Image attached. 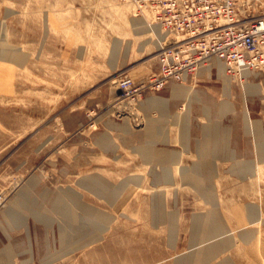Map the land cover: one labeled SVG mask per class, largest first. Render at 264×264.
I'll use <instances>...</instances> for the list:
<instances>
[{
  "label": "rangeland",
  "instance_id": "rangeland-1",
  "mask_svg": "<svg viewBox=\"0 0 264 264\" xmlns=\"http://www.w3.org/2000/svg\"><path fill=\"white\" fill-rule=\"evenodd\" d=\"M147 12L138 14L123 0H0V42L26 55L22 65L4 60L0 44V208L11 204L22 217L11 222L13 228L18 227L13 236L18 241L0 245V254L14 247L9 264H178V257L187 253L191 243L193 217L213 208L182 178L183 169L198 163L197 154L184 152L176 163L158 164L145 161L136 146L146 139L148 122L162 118L154 145L184 151L188 147L181 142L185 127H177L172 134L164 131L174 128L175 119L181 121V114L190 111L184 118L195 150L196 141L203 137L202 124L218 121L220 100H232L233 107L244 110L250 105L248 95L264 79L236 77L225 69L232 79L228 85L217 70L201 73L200 67L209 60L188 80L171 82L188 87L185 95L167 94L155 106L149 105L148 98L165 95L166 89L146 88L135 96H124L119 81L131 77L141 84L157 71L159 51L173 37L164 30L162 40L154 31L138 33L133 19L148 14L151 20L152 14ZM254 12L263 9L257 5ZM223 87L231 88L229 96ZM207 106L210 113L202 108ZM104 137L110 147L103 145ZM78 159L82 165H75ZM165 166L171 169L167 179L160 177ZM91 173L110 185L129 177L141 179L127 182L124 192L130 198L116 210L118 202L111 204L78 183ZM213 173L217 201V170ZM244 187L247 193L236 194L239 203L264 201V179ZM63 189L79 193L84 203L111 213L114 220L99 240L60 257L61 245L53 232L66 219L50 208L47 193L54 197L62 193L68 205H73ZM220 189L227 200L235 195V188L223 185ZM24 192L29 195L24 197ZM157 195L164 211L175 215L176 235H171L167 220H154ZM31 208L52 215V224L35 217ZM256 211L257 219L250 223L248 216V223L241 227L226 221L232 227L226 226L228 235L232 233L237 245L210 264L220 263L225 255L231 261L240 257V264H264V224L259 222L264 219L261 209ZM250 229L258 234L252 244L239 237L241 230Z\"/></svg>",
  "mask_w": 264,
  "mask_h": 264
},
{
  "label": "bare ground",
  "instance_id": "bare-ground-1",
  "mask_svg": "<svg viewBox=\"0 0 264 264\" xmlns=\"http://www.w3.org/2000/svg\"><path fill=\"white\" fill-rule=\"evenodd\" d=\"M151 21L152 20L149 19L148 14L147 16L145 14V17L143 16L141 18L133 19L134 26L137 29L138 33L154 31L158 33L159 40L164 39L166 37V33L162 31L159 25H154ZM3 43V41L0 42L2 47L1 58L4 60L13 61L18 65H22L26 60V55L22 51L7 47ZM210 62L200 67L203 70L201 73L204 74V70H208V72L211 74L213 70H217V74L219 75V77H222L224 83L226 82L228 85H231L232 79L228 74H226V67L223 61L218 58H212ZM253 72L255 74H260V72L264 71L246 70L243 73V76H249V74ZM172 88L173 90H171L174 95H185L189 91L187 89L188 87H184L178 84L174 85V87ZM253 91H251V93ZM250 94L248 95V97L250 96ZM159 98L161 99L160 96H153L152 98L150 97L148 99L149 105L155 106V103L157 102L156 99ZM128 105L130 104L128 103ZM225 105L227 104L224 103L222 107H224ZM202 108L204 111L205 108L206 110L209 109L208 106ZM111 110H113V107L111 108ZM187 112L189 113L190 111ZM187 112L182 113L180 117L184 118V116L188 114ZM209 131H211V127L207 126V134L205 135V140L200 144L202 150L200 152V155L201 157H203L202 160L196 163L193 167L183 169L182 178L186 182L194 185L200 191V193L203 194V196H205L207 200L213 204V208L208 210L207 213H202L201 215H195L193 217V224L191 227V249L194 250V253L192 252L190 255H184L183 257L178 258V264L210 263L214 260L219 259L220 255H222L221 253L227 251L228 248L236 244L233 242L232 233L230 232L231 236L228 235V231L230 230L228 229V227H226L227 225L222 220L219 213L218 203L216 200H214L216 198L214 185L212 184V180L214 177V168L212 166L213 162L211 161L210 157L213 155L216 156V154H213L214 152L210 153L209 148L216 146L217 137L212 134L210 135ZM146 136L147 140L145 139L143 142L139 143L136 146L137 150L140 152L145 161L158 164H170L178 162L179 154L177 152L160 149L157 148L156 145H154L157 142L158 136L157 124L154 120H150L148 122V130ZM213 138H215V141ZM102 141L103 145H105L106 147L111 146L108 138L104 137ZM181 142L183 145H187V135L185 133L181 135ZM75 165H82V160L78 159L75 162ZM165 167H163V175L160 177L167 179L170 177L171 172L169 168ZM255 174L262 175V167L260 165L256 169ZM140 179V176L129 177L124 182H121L118 185H110L107 184L108 182H104L105 180L103 181L101 178L91 173L81 177L78 180V183L99 194L100 196L105 197L111 204L118 202L116 210H119L124 207L128 199L130 198V193L125 195L126 193L124 192L127 182H130V180L139 182L138 180ZM62 191L66 197L67 195L70 197L69 201H71L73 205H68V202H66V199L62 193L55 195V197L50 192L47 193V200L50 203V208L53 211L60 213L66 219L63 221V223L60 224L59 230H54L53 232L58 236V240L61 245V249L59 251L60 257L63 256L65 252L67 253L69 251H75L99 240L100 237H102L101 233L104 232L107 229L108 224L114 220V216L111 213L102 211L90 204L84 203L79 193H76L70 189L69 192L64 189ZM27 195L29 194L24 192L23 196L26 197ZM31 212L40 220H44L46 223L52 224V215H46L41 212V210H37L36 208H31ZM153 216L155 222H160L164 219L167 220V222L170 224L169 230H174V225H172V222L174 221L175 215L173 212L164 211L158 195L155 197ZM248 216L250 218V223H252L257 219L258 212L254 209H249ZM13 218L16 221H19L22 217L20 214L14 213ZM257 235V230L255 229L241 230V232L239 233V237L248 244H252L253 241H255V239L257 238ZM13 251V246L3 249L1 253L2 264H9L8 259H10ZM220 260L221 261L220 263L218 262V264H233L226 255ZM260 261L262 260L260 259Z\"/></svg>",
  "mask_w": 264,
  "mask_h": 264
},
{
  "label": "built area",
  "instance_id": "built-area-1",
  "mask_svg": "<svg viewBox=\"0 0 264 264\" xmlns=\"http://www.w3.org/2000/svg\"><path fill=\"white\" fill-rule=\"evenodd\" d=\"M136 13L151 12L153 23L169 35L161 47L159 68L141 84L119 81L124 96L158 91L172 81L188 80L212 58L223 61L228 74L264 69V0H123ZM259 5L263 12H254Z\"/></svg>",
  "mask_w": 264,
  "mask_h": 264
},
{
  "label": "crops",
  "instance_id": "crops-1",
  "mask_svg": "<svg viewBox=\"0 0 264 264\" xmlns=\"http://www.w3.org/2000/svg\"><path fill=\"white\" fill-rule=\"evenodd\" d=\"M252 74L253 76H255L256 80L264 79V72H260V74H255L253 72L249 75ZM174 85L176 84L171 83L169 86L164 88L167 90L164 96L156 95V96H160L161 99L160 98L156 99L157 102L155 103V105L160 100H163L167 94L169 95L171 94V96H175L172 92L173 90L172 87H174ZM259 85L260 84H258V86ZM259 87H260L259 89H256L255 92L253 91L250 94V105L244 110H240V108L236 106L233 107L231 105L232 100L231 101L227 100V98L224 100L223 99L220 100V102L218 103V110H220L218 111V121L202 124L203 137L201 140L196 141V144L194 146L195 150L193 149L194 151L191 149V141L189 134L190 125L185 121V118H182L181 121L179 119H175L176 126L174 128L165 131L163 130L165 134H172L174 133L173 131L177 127L179 126H182V128L185 127L184 129L187 135L186 146L188 147L186 148L184 147L185 148L184 151L179 152L177 150H170L168 148H160V149L177 152L179 154V157L184 152L187 154L194 153L197 154L199 158L198 161L196 162H199L203 158L200 155V152L202 151L200 144L205 140L206 137L205 135L207 134L206 132L207 126L211 127V131H209V133L210 135L212 134L215 137H217V144L216 146L209 148V152L210 153L214 152L213 154H216V156L213 155L210 158L211 161L213 162L212 166L214 170H217V177L219 182L218 186L220 188H223L224 185L226 188L230 187L231 190H233L232 188H235V191H233L235 192L234 193L235 197L229 196L230 197L229 200H227V197L225 198L220 188L218 191L219 196L217 198V203L219 207V213L224 223L229 227L231 226L228 223H226L228 219L230 221L229 223H231V225L235 227H241L246 223H248L249 209L258 210L260 208L264 219V201L257 202L255 200L242 199L243 200L242 202L244 203H239L241 201H239V197L238 195H236V194H240L239 191L241 192L245 191L247 193L248 190L247 188L244 187V185L246 186L249 185L253 186L255 184L258 185L259 182L264 179V172L262 173L261 177L258 174L257 175L255 174V171L259 167V165L263 166L264 169V159H263L264 158V94H260V92H262V90L264 89L263 88L264 84L260 85ZM223 90L225 96H229L228 92H230L231 88L229 89V91H227V89L223 87ZM150 97L152 98L153 96ZM224 103L227 105L222 107ZM208 106H212V105H208ZM246 109H249V115H246ZM153 120L155 121L156 124L162 126L161 124L163 123L162 118H153ZM180 131L182 132V130ZM213 139L215 141V138ZM214 159L218 160L217 161L218 167L215 166L216 164ZM196 162H194V164ZM238 209H240L241 211H238ZM18 212L19 210L16 207L12 206L11 204L5 206L4 208H0V245L3 242L4 243L9 241L11 242L12 240H14V243H16V241H18V239L16 238L13 239V236L18 234V227L15 226L13 228L11 223L12 220L14 219L13 218L14 213H18ZM239 221L241 223L240 225L238 223ZM259 222H262L264 224V222L261 220ZM175 232L176 230H171V235H176ZM191 234L192 232L190 230V235ZM4 235H7L8 239L4 240ZM193 251L194 250L191 249V243H190V246L188 247V251H186L187 253H184L178 258L183 257L184 255H190ZM237 257H236V261L231 258L234 264H240L239 262H237V260L240 261V257L238 258ZM0 259H1V254H0Z\"/></svg>",
  "mask_w": 264,
  "mask_h": 264
}]
</instances>
